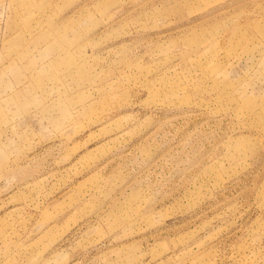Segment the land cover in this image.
<instances>
[{"label": "rangeland", "instance_id": "obj_1", "mask_svg": "<svg viewBox=\"0 0 264 264\" xmlns=\"http://www.w3.org/2000/svg\"><path fill=\"white\" fill-rule=\"evenodd\" d=\"M0 264H264V0H0Z\"/></svg>", "mask_w": 264, "mask_h": 264}]
</instances>
